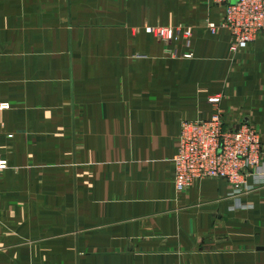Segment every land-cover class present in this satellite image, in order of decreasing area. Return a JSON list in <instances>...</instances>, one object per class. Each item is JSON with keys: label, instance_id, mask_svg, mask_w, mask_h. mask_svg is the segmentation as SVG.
<instances>
[{"label": "crops", "instance_id": "1", "mask_svg": "<svg viewBox=\"0 0 264 264\" xmlns=\"http://www.w3.org/2000/svg\"><path fill=\"white\" fill-rule=\"evenodd\" d=\"M220 9L0 0V264H264V189L173 184L181 124L211 117L209 98L234 126L264 120V41L234 56L200 27ZM159 21L196 27L194 59L145 31Z\"/></svg>", "mask_w": 264, "mask_h": 264}, {"label": "built area", "instance_id": "2", "mask_svg": "<svg viewBox=\"0 0 264 264\" xmlns=\"http://www.w3.org/2000/svg\"><path fill=\"white\" fill-rule=\"evenodd\" d=\"M208 1L223 9L221 29L231 33V50L235 54L246 51L264 34V0ZM209 28L216 31L215 25ZM0 108L9 107L1 105ZM231 126L224 123L219 115L182 123L174 157L175 184L178 189L185 190L205 179H229L235 188V196H239L252 192L254 184L258 186L261 183H250L263 165L264 141L260 131L248 120ZM2 147L0 137V174L9 165ZM227 159L232 161L229 172L222 169V163ZM228 173H231L232 178L227 177Z\"/></svg>", "mask_w": 264, "mask_h": 264}, {"label": "rangeland", "instance_id": "3", "mask_svg": "<svg viewBox=\"0 0 264 264\" xmlns=\"http://www.w3.org/2000/svg\"><path fill=\"white\" fill-rule=\"evenodd\" d=\"M220 11H221V13H223L220 21L215 22V21L206 17L202 21V23L200 24V27L204 30V33L207 36H212V37H217V36L220 37L222 35V32L226 31L227 35L229 37L230 53H232L235 56V52H233L231 50V41H232L231 33L226 29H221L222 25H223V21H224V11L221 9H220ZM210 25H213V26L215 25V27H216L215 32L210 30V28H209ZM144 29L148 34L154 36L158 42L163 43L167 47V49L170 52V55H171V57H173V59L189 60V59L195 58V56H196V54H195V32H196L195 29H196V27H194L190 24H185V23L164 25L161 21H159L157 23V25L146 26ZM260 40L264 41V34L260 35L256 39V41H260ZM248 49L244 52H241L239 55L245 56L248 52ZM253 53H254V56L257 57L256 62L259 63V64H256V71H264V47L256 48L255 51H253ZM244 67L246 68V66H244ZM233 69L235 70V68H233ZM257 90H258V92L260 91L261 97H262V99H264V87L261 86ZM222 99H223V97H221V95H214L211 98H209V103L216 106L215 107L216 109L213 111V114L209 118H212L213 116L219 115L221 117V119L224 121V123H226L227 125H233V124L227 122L223 117V111L220 108V102L222 101ZM214 100H217V101H214ZM251 114H252L251 118L249 117L251 120V123H253V125L256 126V128L260 131V133L262 135V139L264 141V126H262V125H264L263 117H258L257 113H255V112H251ZM209 118H205V119H209ZM202 120H204V119H202ZM185 122H187V121H185ZM188 122H190V121H188ZM233 126H231V127H233ZM181 127H182V124H181ZM178 139H179V137H178ZM173 167H174L173 168L174 169L173 170V184L175 186V189H176V192L178 195L186 194L194 186H196L197 183L202 182V181H207V180L225 182L230 187L231 193L233 195H235V188L231 184L229 179H225V180H222V179H205L202 181H197L196 183H194L193 186H191L185 190L178 189L177 185L175 184L176 176H175L174 159H173ZM231 167H232V161L230 159H227L222 163V169L225 170L226 172H229L231 170ZM227 177L232 178L231 173H228ZM263 178H264V158H263L262 170L258 171L255 175V179H259V181L261 183L258 184V186L254 184V190H253L254 192L252 193V196L261 195L262 190L264 189L262 187L264 185ZM260 199H263L262 195H261Z\"/></svg>", "mask_w": 264, "mask_h": 264}, {"label": "water", "instance_id": "4", "mask_svg": "<svg viewBox=\"0 0 264 264\" xmlns=\"http://www.w3.org/2000/svg\"><path fill=\"white\" fill-rule=\"evenodd\" d=\"M258 250H259V251H261V250L263 251V250H264V248H258Z\"/></svg>", "mask_w": 264, "mask_h": 264}]
</instances>
